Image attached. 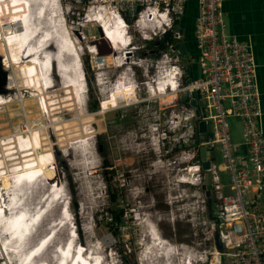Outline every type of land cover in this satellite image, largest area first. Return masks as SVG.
<instances>
[{
    "label": "built area",
    "instance_id": "obj_1",
    "mask_svg": "<svg viewBox=\"0 0 264 264\" xmlns=\"http://www.w3.org/2000/svg\"><path fill=\"white\" fill-rule=\"evenodd\" d=\"M190 1L112 0L127 3L116 11L127 23L131 21L125 27L130 41L123 47L127 48L124 56L129 57L128 73L136 83L137 95L127 108L134 114V108L141 110L140 122L148 125L143 136L148 164L167 176L161 217L173 222L178 213L193 219L200 212L205 218L209 204L213 205V216L204 222L212 234V238L206 234L208 241L212 239L209 247L201 250L199 243L176 247L198 257L196 264H264V111L255 53L250 42L228 31L223 0H194L197 16L193 38L201 75L192 78L195 58L188 56V63H184L178 49L186 44L182 24ZM98 42L87 47L93 60L107 56L100 55ZM80 50L83 52L82 47ZM113 52L110 55L117 57ZM43 86L47 91L53 84L43 81ZM194 100L202 106L193 107ZM231 117L243 125L244 141L238 145L231 139ZM201 122L208 128L205 142L199 138ZM202 147L209 152L207 170L201 159ZM217 153L229 186L223 182ZM214 232L220 233L222 251L215 247Z\"/></svg>",
    "mask_w": 264,
    "mask_h": 264
},
{
    "label": "bare ground",
    "instance_id": "obj_2",
    "mask_svg": "<svg viewBox=\"0 0 264 264\" xmlns=\"http://www.w3.org/2000/svg\"><path fill=\"white\" fill-rule=\"evenodd\" d=\"M108 1L96 0L97 5L92 8L91 13H88L86 23L94 22L99 25L101 32L106 34V37L103 34L104 38L112 44V50H120L119 62H114L115 58L111 56L113 65L126 68L129 57L123 56V52L126 51L123 46L128 45L130 41L128 28H125L122 16L112 7H108L106 4ZM59 11L58 0L56 2L55 0H0V56L4 58L5 68L10 71H8L9 87L6 90L17 91L13 97L0 95V258L4 264H58L62 254L65 255L64 264H87L85 256L89 248L81 254L84 251L82 247L86 246L81 244L79 247V243L72 241L74 237L71 234H77L75 227L74 231L72 230L69 209L62 215L66 211V200L63 199L61 184L55 177L58 176L60 181L63 176L54 171V167H59V162L52 154V144L46 142L47 135L55 131L62 141L63 148H70L66 120L60 121L57 117V114L59 116L62 113V109L72 111L74 119L79 123L84 122L82 119L85 118L82 100L83 96H86L88 86L87 81L84 80L86 73L82 63V52L73 38L61 36L60 31L65 29L61 27L63 19L59 24L61 28L56 25L61 21ZM45 24L48 25V29L43 27ZM39 29L46 34L44 37L47 39H44L43 35L38 36ZM54 31L58 32V35ZM51 42L57 45L54 51H50V47L47 48ZM53 44L51 46L54 47ZM27 54L29 56L26 59H29V63L24 59ZM55 57L63 79L61 80L63 84L59 85L62 96L55 93L56 86L49 74V70L51 72L56 68ZM73 58L76 63L73 62ZM107 59L108 57L97 58L94 62L95 67L103 70L108 65H112ZM80 64H82L81 68ZM98 78L96 79L98 84L100 83L109 92L108 98L117 103L123 102L131 90L137 89L136 84L129 89L128 80L122 77H119L120 81L113 83L112 87L111 84L106 86L103 75H100L99 80ZM43 81L45 84H53V87L45 91ZM27 90L32 94L23 97V91ZM111 91L116 92L113 98L110 96ZM28 108H33L35 111ZM46 114L51 126L43 122ZM4 116H7L9 121L5 124L2 123ZM51 192L54 194L52 195ZM58 205L61 206L58 214L60 222L48 221L49 214ZM62 222L64 224L61 229L68 227L67 229L72 230H69L72 233H68V240L63 245L60 241L61 245L56 243L61 229L53 240H47ZM49 226H52L51 231L45 237L38 238L40 228ZM16 227L21 231L20 242L16 235L17 230L9 232ZM148 229H150L149 225ZM42 240L45 241L41 244ZM155 241L156 243H152L151 246L157 247L156 256L160 257L162 262L161 259L159 262H150L149 256L146 255L144 264H147V261L148 264H194L195 257H187L181 252L180 247L168 245L165 239L161 242H157V239ZM35 249L36 251L32 253L33 257L29 258L30 251ZM93 250H96L94 246ZM94 251L92 256L96 255V259H100L101 254H96ZM148 253L150 251L146 254ZM49 255L50 257L47 258ZM92 256L89 259H92Z\"/></svg>",
    "mask_w": 264,
    "mask_h": 264
},
{
    "label": "rangeland",
    "instance_id": "obj_3",
    "mask_svg": "<svg viewBox=\"0 0 264 264\" xmlns=\"http://www.w3.org/2000/svg\"><path fill=\"white\" fill-rule=\"evenodd\" d=\"M62 3L64 18L67 23L66 28L72 38L75 39L77 47L83 48L82 63L86 73L87 86H89L87 87L88 92L86 90L85 93L86 98L83 96L82 100L85 114V118L82 120L84 122L79 123V121L75 120L74 113L67 109H62V113L59 116L57 114L60 121L66 120L65 122L69 129L70 148H63L62 141L55 131H51V134L47 135L48 139L46 142L52 144L54 151H52V154L59 162V167H54V171L60 174L61 177L63 176V179L60 177L59 181L58 176L55 178L61 184L66 206L67 203L70 204V219L73 217L75 220H72V225L75 222L72 230L74 231L75 227V232L78 235L76 242L83 244L87 248L100 246L98 248L99 252L96 254L100 253L104 259L110 254L111 257L118 261V264H144L146 255L149 256L150 262H159L161 258L156 256L157 247L151 246L152 243H156V239L157 242H161L162 239L168 240L173 246L181 245L182 243L190 245L199 243L201 244V250L209 247L212 239L208 241L206 234H208L209 238H212V234L204 223L205 220H208L209 215L203 218L202 214L198 212L196 217L192 219L189 214L186 217H182L178 213V219L173 222L165 219L164 216L161 217V212L164 208L162 202L164 196L163 183L167 180V176L162 171H154L148 164V154L144 142L146 139L143 137L147 133L148 125L140 122L141 116H139V112L141 110L137 107L134 108L136 111V114H134L130 108H127L130 105V100L135 99L137 89L131 90L126 100L117 104V102L108 98L109 92L100 83L98 84L96 80V74L100 72L99 78L100 75H103L107 83L106 86L111 84L110 86L112 87L113 83L120 81L118 80V75L121 72L122 78L128 80V88L136 84L128 73L129 68L113 65L114 62L120 61L118 59L121 57L120 50L115 51L118 54L117 57L114 55L102 56L108 57L107 62H111L112 65H108L103 70H98L94 65L95 60H93V55L89 54L87 47H94L96 42L100 40L102 32L98 24L94 22L86 23L85 15L89 8L88 13H91L92 8L97 5L96 0H62ZM106 4L115 11L116 8L127 6V3L118 4L112 2V0H109ZM60 17L61 21L59 20L60 23L58 24L62 23L61 13ZM190 21L192 20L190 19ZM128 23L131 24V21L128 20ZM182 26H185V24L183 23ZM43 27L48 29L47 24ZM61 27H63L62 24ZM40 30H38V36L43 35L44 37L46 34ZM63 31V29L60 31L61 36H65ZM54 33L57 34L58 32L54 31ZM44 39L47 38L44 37ZM52 44L53 42L47 45V48L50 47V51H54V48H57L55 43L53 44L54 47L51 46ZM189 48L191 50L189 49L188 56L195 58L191 77L199 78L201 71L199 59L195 57L197 55L196 45L193 48ZM68 54L71 55L70 53ZM111 56H114V62H112ZM55 60L57 67L56 57ZM183 61L188 63L187 58H184ZM73 62L76 63L75 61ZM27 63H29V59ZM52 72L53 74L50 77L53 78L56 86L55 93L62 96L59 88V85L63 84L61 74L59 77L56 68ZM79 92L81 94V90ZM8 93L4 96L11 95L13 97L17 91L13 90ZM31 94L29 90L23 91V97H29ZM110 94L111 98H113L114 91H111ZM99 101L101 104H99ZM28 110L35 111L33 108H28ZM134 115H137L135 120L132 118ZM47 118L49 119L46 114L43 117V122L51 126ZM3 119L2 123L9 122L7 116H4ZM228 123L233 144L243 143V125L241 120L231 117L228 119ZM151 156L155 159L152 152ZM217 162L222 169V158L219 153H217ZM221 174L224 178V184L229 186L230 179L227 173L222 169ZM167 175L169 176L168 173ZM42 190L44 191V188ZM57 207L49 214L51 217L48 216V221L54 220L55 222V220H58L57 222H60L58 214L61 206L58 205ZM111 212L117 215L123 212L122 223L119 226L113 224ZM65 218L67 221V216ZM148 225L150 229H148ZM63 228H60L59 238L57 237L56 239L57 244L60 241L63 245L68 240L70 229H67L68 227ZM40 229L38 238L40 236L45 237L51 231L52 226ZM215 233H213L214 236ZM44 241L42 240L41 242ZM59 244L61 245V243ZM33 251H30L29 258L33 257ZM148 251L150 253L146 254ZM181 252L184 253L182 250ZM185 254L187 257L193 256L188 253ZM49 257L50 255L47 256V258ZM195 258L194 264L198 260V257ZM109 259L110 257H107L106 260L109 261ZM146 263L148 264L149 262L147 261Z\"/></svg>",
    "mask_w": 264,
    "mask_h": 264
},
{
    "label": "crops",
    "instance_id": "obj_4",
    "mask_svg": "<svg viewBox=\"0 0 264 264\" xmlns=\"http://www.w3.org/2000/svg\"><path fill=\"white\" fill-rule=\"evenodd\" d=\"M222 4L228 31L236 35L241 41H248L253 46L257 62V80L264 111V0H223ZM188 12L189 17L192 16L193 36L194 21L197 16L196 1L192 0L189 2ZM194 45L195 41L193 38V45H191V48H193ZM114 94L116 95L115 91Z\"/></svg>",
    "mask_w": 264,
    "mask_h": 264
},
{
    "label": "water",
    "instance_id": "obj_5",
    "mask_svg": "<svg viewBox=\"0 0 264 264\" xmlns=\"http://www.w3.org/2000/svg\"><path fill=\"white\" fill-rule=\"evenodd\" d=\"M101 27H103V26H101ZM102 31L104 32V30H102ZM103 34L106 37L105 32ZM103 34L101 33V38H100L99 42L97 43L98 44V51H99L100 55H110V54L114 53L112 50L113 46L104 38ZM178 49H179L181 55L188 59V50H187L186 44H182L181 46L178 47ZM24 59H25V57H24ZM7 87H8V71L4 66V58H2L0 56V95L6 94L9 92V90H6ZM198 105L202 106V102L201 101L197 102L196 100L192 101L193 107H197ZM201 111L203 112V109ZM199 114H200V111L198 110L197 115H199ZM199 130H200V135H199L200 141L205 142L206 141V132L208 130L205 122L200 123ZM200 154H201V159L203 160V168L205 170L209 169L210 164L208 161H206V157L209 155V152L206 150V148L202 147L200 150ZM205 177H206L205 181L207 184L208 183V175H206ZM206 184L203 186L204 190H206ZM206 195L210 199L211 194H210L209 190L206 191ZM215 247L218 251H222V245L220 242V233L219 232H217L215 234Z\"/></svg>",
    "mask_w": 264,
    "mask_h": 264
},
{
    "label": "clouds",
    "instance_id": "obj_6",
    "mask_svg": "<svg viewBox=\"0 0 264 264\" xmlns=\"http://www.w3.org/2000/svg\"><path fill=\"white\" fill-rule=\"evenodd\" d=\"M58 2H59V4L63 7V3H62V0H58ZM123 18V17H122ZM123 20H124V24L127 26L128 25V23L126 22V20L123 18ZM100 29V28H99ZM102 30H103V27H102ZM74 39V38H73ZM74 41H75V39H74ZM49 47V46H48ZM81 51V50H80ZM82 52V51H81ZM28 55V54H27ZM74 55V54H73ZM26 57V56H25ZM69 57H71V56H69ZM26 59V58H25ZM74 59V61H75V58H73ZM27 60V59H26ZM81 65L82 64H80V68H81ZM56 68H58V67H56ZM57 70V74H58V76L60 77V74H61V70L58 68V69H56ZM44 71L46 72V70H45V68H44ZM49 74H53V72L51 71L50 72V70H49ZM65 208H66V211L65 212H63V214H65L67 211H68V209L70 208V204L69 203H67V206H65ZM71 219L73 220V221H75L74 220V218L73 217H71ZM74 223L75 222H73V226H74ZM63 222H62V224H60V226L57 228V230L56 231H54L51 235H49L48 237H47V240H53V238L55 237V235L57 234V232L60 230V228L63 226ZM54 225V224H53ZM15 230H17V232H16V235H17V238H19V234H20V230L19 229H17V227L16 228H14L13 230H9V232H15ZM36 230V227H35V229H34V231ZM3 231V230H2ZM71 236H73L74 238L72 239V241H74V242H76L77 240H78V235H71ZM12 240V239H11ZM19 242H20V238H19ZM18 242V243H19ZM1 243V242H0ZM41 244H42V242H41ZM45 245H47V244H45ZM4 246H5V244H4ZM68 246H69V244H68ZM79 247H81V243H79V245H78ZM93 246V245H92ZM68 248V247H67ZM83 248V250L84 251H82L81 252V254H84L85 253V249L87 250V247H82ZM98 248H100V246H97V247H95V251L93 250V248H89V251H88V254L85 256V258H86V263L87 264H113L112 262H114V261H117V260H115V258L114 257H111L110 256V254H108L106 257H105V259H104V257H101L100 259H96L97 258V256L95 255V256H92V253H93V251H94V253H98L99 252V250H98ZM37 249V248H36ZM36 249L32 252V253H34L35 251H36ZM88 256H92V259H89V257ZM107 257H110V259H109V261H107L106 259H107ZM64 258H65V255H63L62 254V257L59 259V261H58V264H64ZM1 260H2V258H1ZM3 261V260H2ZM4 262V261H3ZM1 264V263H0ZM10 264V263H9ZM72 264H74V263H72ZM117 264H118V261H117Z\"/></svg>",
    "mask_w": 264,
    "mask_h": 264
},
{
    "label": "trees",
    "instance_id": "obj_7",
    "mask_svg": "<svg viewBox=\"0 0 264 264\" xmlns=\"http://www.w3.org/2000/svg\"><path fill=\"white\" fill-rule=\"evenodd\" d=\"M192 16L189 17V12L187 9V16L184 20V24H185V43L188 46V50L190 49L189 47H192L191 45H193V36H192V21H190ZM161 46V44H160ZM163 47V46H162ZM191 50V49H190ZM197 57V55L195 56ZM192 74V68H191V73ZM213 205L209 204V215L212 217L213 216V209H212ZM122 217H123V212H121L120 214H116L114 212H111V220L113 221V224H116L117 226H119V224L122 223Z\"/></svg>",
    "mask_w": 264,
    "mask_h": 264
},
{
    "label": "flooded vegetation",
    "instance_id": "obj_8",
    "mask_svg": "<svg viewBox=\"0 0 264 264\" xmlns=\"http://www.w3.org/2000/svg\"><path fill=\"white\" fill-rule=\"evenodd\" d=\"M117 116H119V115H117Z\"/></svg>",
    "mask_w": 264,
    "mask_h": 264
}]
</instances>
